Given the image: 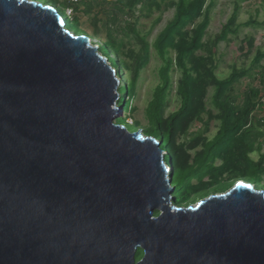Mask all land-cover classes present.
<instances>
[{
  "label": "water",
  "instance_id": "obj_1",
  "mask_svg": "<svg viewBox=\"0 0 264 264\" xmlns=\"http://www.w3.org/2000/svg\"><path fill=\"white\" fill-rule=\"evenodd\" d=\"M94 40L0 0V264H264V191L176 204L161 142L115 122L121 67Z\"/></svg>",
  "mask_w": 264,
  "mask_h": 264
},
{
  "label": "trees",
  "instance_id": "obj_2",
  "mask_svg": "<svg viewBox=\"0 0 264 264\" xmlns=\"http://www.w3.org/2000/svg\"><path fill=\"white\" fill-rule=\"evenodd\" d=\"M43 1L52 5L62 17H65L71 29L76 32L81 30L77 13L80 12L78 6L83 1ZM243 1L245 0L234 3L233 11L220 31L205 42L210 10L215 0H89L90 3L84 5L85 14L91 11L92 3L99 8L100 14L104 13L105 18L102 22L105 25V32L102 33L97 26L101 20L97 15L92 16V25L88 26L89 31L84 28L82 31H87L86 33L92 38L100 40L98 52L115 67V60L109 56L112 53L118 58V64L127 74L128 84L123 85L118 92L121 97L117 100V105L121 106L122 110L130 109L132 94L142 70L148 63L149 45L146 36H139L134 23H127L138 38L140 47L137 51L126 48L121 39H118V33L115 34L116 31L111 29L110 24H115L117 13L134 15L135 10H138L143 15H149L153 10L173 9L171 18L166 21L152 43L163 65L159 69L160 82L151 89L152 97H148L149 99L145 97L144 117L147 126L140 129L144 135L161 142L160 147L167 152L164 154L166 162L168 157H171V185L176 204L191 203L210 192L227 191L235 184V180L259 187L258 181L261 180L262 175L264 177V153L258 151L257 159L250 156L253 151L252 144L260 136L256 126H264V121H259L253 115L254 111L263 107L261 89L264 87V67L260 63L264 58V50L257 49L247 67L231 66L229 74L221 79L215 74L212 58L213 49L218 43L225 41L229 34L236 33L238 29L236 19L240 3ZM104 4L113 6L109 15L102 8ZM159 20L160 16L156 18L155 23ZM125 29L119 28L118 32H124ZM244 43V47L240 50L250 52L253 40L249 38ZM203 50L206 55L196 54ZM172 66L182 72V78L175 90L179 105L164 117V110L168 108L171 100L168 72ZM255 72L259 74L260 86L249 84L244 87L242 97L237 102L241 79L252 78V73ZM208 87L212 88L211 103L217 110L213 118L219 124L210 140L201 139L202 149L193 156L190 163L189 147L178 143L176 138L191 120L200 118L204 112L210 113L203 103V94ZM115 122L124 124L130 129L135 128L124 123L122 119H116ZM133 124L136 125L135 122ZM216 160H220L221 164L215 165ZM260 189L264 191V188ZM140 257L141 251L138 250L135 258L138 260Z\"/></svg>",
  "mask_w": 264,
  "mask_h": 264
},
{
  "label": "rangeland",
  "instance_id": "obj_3",
  "mask_svg": "<svg viewBox=\"0 0 264 264\" xmlns=\"http://www.w3.org/2000/svg\"><path fill=\"white\" fill-rule=\"evenodd\" d=\"M43 1V0H42ZM83 1L82 4L78 6L80 12L77 13L79 16V21L81 23V30L76 32V34H80L82 28L89 31L88 26L92 25L91 18L92 16L97 15L100 22L97 24L98 28L102 33L105 32L104 24L102 22L104 13L100 14L98 12L99 8L92 3L91 11L89 14H85L84 5L90 3L89 0H78ZM238 0H215V4L210 10V22L206 29V35L204 37V42L208 39H212L215 34H217L221 26L226 22L228 17L233 11L234 3ZM104 10L107 11L109 15L112 12L113 6L111 5H103L102 7ZM102 10V9H101ZM82 12V13H81ZM173 9H161V11L153 10L149 15H143L138 10H135L134 15H127L122 13H117L115 24H110L115 34H117L118 39H121L124 46L128 49H134L137 51L140 47V42L136 37L135 33L130 30V25L128 26L127 23H134V28L138 32L139 36H146L145 39L149 45V59L148 63L142 70L139 80L136 84V88L133 95L132 100L129 103L130 109L129 110H120L119 114L115 115L116 119H122V121L129 126H135L134 129H140L147 126V122L144 117V108H145V97H152L151 89L153 86L160 82L159 79V69L163 65L161 59L158 57L157 53L155 52L152 43L158 34V32L162 29L164 24L167 20H169L172 16ZM160 16V20L155 23L156 18ZM65 18V17H64ZM264 0H245L240 3V10L238 11V16L236 19V24L238 25V29L235 34H229L225 41H221L218 43L215 49H213V62L215 64V74L218 78H225L229 72L231 66H249L252 60V57L255 55L257 49L264 50ZM78 28V26H77ZM78 28V29H80ZM119 28H126L124 32L119 33ZM86 31V32H87ZM86 33L84 30L82 31ZM89 35L88 33H86ZM251 38L253 40V46L250 49V52H244V50H240L241 47H244L245 41ZM98 40L97 38H93ZM100 41V40H99ZM96 42V41H95ZM101 42V41H100ZM99 42V43H100ZM110 54V53H109ZM197 55H206V52L198 51L196 52ZM114 60L116 58L112 53L109 55ZM117 61V60H116ZM108 65H110L107 62ZM118 64V61H117ZM261 66L264 67V58L261 60ZM119 65V64H118ZM120 66V65H119ZM112 67V66H111ZM121 67V66H120ZM116 74V70L114 73V77L117 78L118 83L114 90V93L117 94V100L121 97L118 93L119 89L123 87V85L128 84V77L125 70L121 67L120 70V78H118ZM258 73H252L251 77H244L241 79L240 84L238 85V99L242 97V91L244 87L247 85H253L255 87L260 86L258 80ZM168 76L170 79V93L169 96L171 98L170 105L168 108L164 110V117L167 116L169 111H173L178 108L179 100L178 97L175 95V90L177 88L178 82L182 78V72L179 68L172 66L168 72ZM254 76V78H253ZM263 90L262 100L261 103L263 107H259L256 111L253 112V115L259 121H264V87L261 89ZM211 94L212 88L208 87L204 94H203V103L205 108L210 113H202L200 118H195L191 120L185 130L181 133L180 136L176 138L178 143H183L184 146L189 147V162H192L193 156L198 153L202 149L201 139L206 138L210 140L216 133L218 128V121L213 118V116L217 113V110L213 107L211 103ZM149 99V98H148ZM136 123L134 125L133 123ZM257 130L260 132V136L255 139L254 143L252 144L253 151L251 152L250 156L254 159H257L258 151L260 153H264V126L257 125ZM131 129V130H134ZM165 153H167L165 151ZM171 160V157H168ZM220 160L215 161V165H220ZM261 180L258 181V185L260 188L264 185V177L260 178ZM240 180H235L234 182H238ZM194 182V181H193ZM248 183V182H247ZM252 184V183H251ZM253 185V184H252ZM254 188L258 191L261 189L253 185ZM178 191V190H177ZM173 195V193L171 192ZM176 196H179L176 194ZM200 199L194 200L191 203H182V205H189L195 204Z\"/></svg>",
  "mask_w": 264,
  "mask_h": 264
},
{
  "label": "flooded vegetation",
  "instance_id": "obj_4",
  "mask_svg": "<svg viewBox=\"0 0 264 264\" xmlns=\"http://www.w3.org/2000/svg\"><path fill=\"white\" fill-rule=\"evenodd\" d=\"M211 194H215V192L213 193V192H210ZM210 193H207L205 196H207L208 194H210ZM172 195V194H171ZM173 197H174V195H172ZM205 196H203V197H198V199H202V198H204ZM174 199H175V197H174ZM178 205H182V204H178Z\"/></svg>",
  "mask_w": 264,
  "mask_h": 264
},
{
  "label": "bare ground",
  "instance_id": "obj_5",
  "mask_svg": "<svg viewBox=\"0 0 264 264\" xmlns=\"http://www.w3.org/2000/svg\"><path fill=\"white\" fill-rule=\"evenodd\" d=\"M81 34L83 33V32H80ZM89 36V35H88ZM94 42H95V40H94ZM246 183V182H245ZM247 184H249V183H247Z\"/></svg>",
  "mask_w": 264,
  "mask_h": 264
},
{
  "label": "clouds",
  "instance_id": "obj_6",
  "mask_svg": "<svg viewBox=\"0 0 264 264\" xmlns=\"http://www.w3.org/2000/svg\"><path fill=\"white\" fill-rule=\"evenodd\" d=\"M48 4V3H47ZM48 5H50V4H48ZM52 6V5H51ZM115 57V56H114Z\"/></svg>",
  "mask_w": 264,
  "mask_h": 264
}]
</instances>
